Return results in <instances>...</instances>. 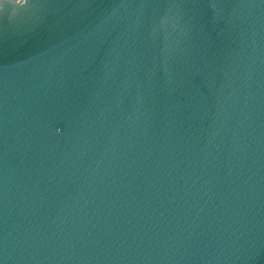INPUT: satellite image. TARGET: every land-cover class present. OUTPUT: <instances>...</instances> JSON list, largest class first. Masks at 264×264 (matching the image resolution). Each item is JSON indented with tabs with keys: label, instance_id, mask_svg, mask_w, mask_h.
<instances>
[{
	"label": "water",
	"instance_id": "obj_1",
	"mask_svg": "<svg viewBox=\"0 0 264 264\" xmlns=\"http://www.w3.org/2000/svg\"><path fill=\"white\" fill-rule=\"evenodd\" d=\"M0 264H264V0L5 6Z\"/></svg>",
	"mask_w": 264,
	"mask_h": 264
},
{
	"label": "clouds",
	"instance_id": "obj_2",
	"mask_svg": "<svg viewBox=\"0 0 264 264\" xmlns=\"http://www.w3.org/2000/svg\"><path fill=\"white\" fill-rule=\"evenodd\" d=\"M5 6H10L12 9V15L15 16L17 10L28 6V0H0V12L5 10Z\"/></svg>",
	"mask_w": 264,
	"mask_h": 264
}]
</instances>
